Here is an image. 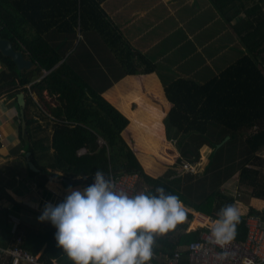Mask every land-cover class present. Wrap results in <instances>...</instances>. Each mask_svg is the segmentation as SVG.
<instances>
[{
    "label": "trees",
    "instance_id": "obj_1",
    "mask_svg": "<svg viewBox=\"0 0 264 264\" xmlns=\"http://www.w3.org/2000/svg\"><path fill=\"white\" fill-rule=\"evenodd\" d=\"M103 1L0 0V38L8 39L32 62L18 69L12 58L0 51V95L16 99L17 93H24L26 125L24 130L19 125V137L21 155L29 152L28 159L35 167L26 166L30 178L42 189L49 176L61 178L66 188H77L98 170L105 178L110 172H136L146 186L142 192L155 194L162 187L177 195L187 209L217 218L220 208L235 200L218 187L234 172V165H239V183L250 188L252 197L264 201V178L256 167L264 165L259 155L264 149V0H209L237 36L239 55L201 82L181 75L163 82L164 95L171 103L163 122L167 139L174 142L179 157L177 165L167 167L159 176L150 175L158 170L154 156L139 150L137 158L122 135L129 123L124 111L130 117L128 131L138 133V140L152 148L155 156L168 163L177 155L163 139L159 117L167 104L157 98L154 83L149 82L154 88L149 91L152 101L133 89L130 100H123L116 87L122 111L102 95L122 76L153 72L156 65L126 42L102 8ZM77 30L84 34L90 31V84L74 69L76 49L85 45L78 41ZM43 69L48 72L41 77ZM44 93L55 103L47 101ZM132 101L138 104L136 109L130 108ZM98 137L105 144L100 145ZM202 145L211 148L202 171L172 176L181 160H198ZM81 146L87 152L77 155ZM0 196L11 198L5 191H0ZM11 201L12 208L19 210L20 204ZM259 212L264 214V208L249 207L246 213ZM245 214L237 226V240L245 237ZM191 216L188 211L184 223L156 235L153 254L171 255L178 246L198 239L199 230L186 231ZM15 219L11 209L0 205V245L22 236V246L41 260L72 264L57 247L56 229L50 222H39L37 229L22 227L20 232Z\"/></svg>",
    "mask_w": 264,
    "mask_h": 264
},
{
    "label": "crops",
    "instance_id": "obj_2",
    "mask_svg": "<svg viewBox=\"0 0 264 264\" xmlns=\"http://www.w3.org/2000/svg\"><path fill=\"white\" fill-rule=\"evenodd\" d=\"M101 5L110 20L118 27L126 42L156 65V70L153 72L122 76L106 88L102 95L122 111L119 107L122 98L117 97L116 87H119L120 93L124 95L123 100H130L132 89L139 94L147 92L151 97L149 91L153 87L149 82L154 83V87L158 91L157 95L161 94L162 102L167 104V109L159 120L164 132L166 129L163 118L171 107V103L164 95V80L162 82L158 75L157 63L159 59L162 57L180 60L186 58L189 62L194 60L195 65L208 66L205 59H209L210 63L211 57L215 60L222 58L224 56L222 52H225L230 45V47L238 46L237 36L227 28L228 23L223 24L220 21V18L223 17L209 0H104ZM159 12L168 13L172 18L171 22L168 19L160 23L155 17ZM177 13H180L182 17H178ZM198 13L201 14L200 17L197 16ZM206 15H209V18H206ZM217 20L219 30L210 31V25ZM228 25L230 26V24ZM224 31L227 32V35ZM77 38L85 45L76 49L78 52L73 61L74 69L90 84V31L84 34L77 30ZM78 41L76 42L78 43ZM171 54L172 57H170ZM32 95L34 100L42 106L43 103L38 100L36 94ZM44 96L51 104L55 103L54 98L49 97L46 93ZM18 106L17 99L6 94L0 95V191H5L11 197L0 196V205L11 209L12 215L22 221L26 219V214L23 211L26 207L35 209L39 213L42 212L45 204L56 205L62 202L69 193L68 188L63 186L62 179L59 177L49 176L45 188L42 189L28 175L26 166L30 160L28 155H21L22 143L19 137L21 118L20 106L19 108ZM122 112L128 117L130 123L129 115ZM129 123L122 131V135L124 131L128 130ZM173 148L177 158L179 153L175 146ZM159 170L158 168L156 173L150 175L158 176ZM53 172L60 173L57 170H53ZM83 188L84 185L78 186L74 190L83 191ZM11 199L20 204L19 210L12 208ZM26 200L29 203L26 204ZM33 218L28 219L29 224L24 226L29 228L30 224L38 226L39 221Z\"/></svg>",
    "mask_w": 264,
    "mask_h": 264
},
{
    "label": "clouds",
    "instance_id": "obj_3",
    "mask_svg": "<svg viewBox=\"0 0 264 264\" xmlns=\"http://www.w3.org/2000/svg\"><path fill=\"white\" fill-rule=\"evenodd\" d=\"M56 205L45 204L39 222L56 229L57 247L72 264H150L155 236L187 220L188 209L177 195L157 188L155 194L130 195L117 189L101 171L94 182L72 190ZM241 212L235 204L220 208L209 225L210 243L224 248L236 237Z\"/></svg>",
    "mask_w": 264,
    "mask_h": 264
},
{
    "label": "built area",
    "instance_id": "obj_4",
    "mask_svg": "<svg viewBox=\"0 0 264 264\" xmlns=\"http://www.w3.org/2000/svg\"><path fill=\"white\" fill-rule=\"evenodd\" d=\"M26 53H28L26 51ZM47 70H42V76L47 74ZM39 107L42 108L40 104ZM43 109V108H42ZM50 118L53 116L45 111ZM100 145L105 144L103 138L98 137ZM87 152L85 146L77 149V155ZM195 163L182 160L177 167L179 176L184 172L198 173L194 171ZM113 181L117 189H122L130 195L138 194L141 178L138 173L113 174L106 177ZM94 182V176L87 180L84 188ZM83 188V189H84ZM192 214L188 220V225L193 220L200 222L195 227L187 226L186 231L199 230V238L192 240L188 244L178 246L171 255L157 256L153 254L150 264H264V214H245L244 224L246 228L245 237L241 240L234 239L230 244L221 248L214 243H210V230L208 225L216 218L199 210L190 209ZM0 264H58L55 260L47 263L41 260L38 255L33 254L22 246V236L12 237L4 246L0 245Z\"/></svg>",
    "mask_w": 264,
    "mask_h": 264
},
{
    "label": "rangeland",
    "instance_id": "obj_5",
    "mask_svg": "<svg viewBox=\"0 0 264 264\" xmlns=\"http://www.w3.org/2000/svg\"><path fill=\"white\" fill-rule=\"evenodd\" d=\"M213 9H215V8H213ZM157 13H158V11H157ZM160 13L161 12H159V14H157L155 16L160 23H163V21H166L168 19H169L168 21L171 22L172 18L169 16L168 13H164V12L161 14ZM177 16L182 17V15L180 13H177ZM197 16L200 17L201 14L198 13ZM206 18H209V15L208 16L206 15ZM220 21H222L223 24H227V22L223 18H220ZM188 26H191V25H188ZM218 26H219L218 20L214 21L210 25L209 30L210 31H213L215 29L219 30ZM227 28L232 31L231 27L228 24H227ZM224 32H225V35H227V32L226 31H224ZM232 33L235 35V33L233 31H232ZM225 44H227V43H225ZM218 46H219V44H218ZM230 46L225 50V52H222L224 54V56L222 58L215 60L211 57L212 62L210 61V63H209V59L208 60L205 59L206 62L209 64L208 66H201L200 64L195 65L194 60L189 62L186 60V58H182L180 60L178 58H176V59L170 58L169 59L167 57H165V58L162 57L159 59V61L157 63V66H158L157 71H158V75L160 76L159 78L162 82H163V80H164V82H168L169 80L173 79L174 77L181 75V76L194 78L195 80L201 82V81L207 79L212 74H215L216 72H218L220 69L225 67L228 63L232 62L239 55V50H238L239 46H233V47H230ZM95 48L99 49L98 47H95ZM94 53H96V52H94ZM172 56L173 55L171 54L170 57H172ZM0 69H1V65H0ZM182 74H184V75H182ZM144 93L146 96L145 98L152 101V98L149 97L148 93L147 92H144ZM157 98L161 102V100H162L161 94H158ZM153 102L157 103L158 101L157 100L155 101L153 99ZM137 107H138V104L136 102L135 103L130 102V108L131 109H136ZM160 117H161V115H160ZM160 117H159V120H160ZM141 133L144 135L146 134V131L144 128H141ZM162 134H163V139L165 141H167L171 146H175L174 142L172 140L167 139L166 131L164 132L163 128H162ZM123 136H124L125 140L127 141V143L129 144V146L132 147L133 151L137 155V158H138L139 150H141L142 152H145V153H151L154 156V159H156V161L159 162V163L158 162L155 163L157 169L158 168L160 169L159 170L160 174H158V176L162 175L164 173V171L167 170V167L177 165V159L179 156H177V158L175 156V158L171 162H168V163L164 162L163 160H161L160 158H158L157 156L154 155L153 149L146 146L145 142L143 143L142 140H140V141L138 140L139 139L138 133H136L134 131L126 130L123 132ZM210 151H211V148L207 145H202L200 147L199 158L194 164V165H196L194 167V171H196V172L202 171L204 165L207 162L208 155H209ZM139 154H140V152H139ZM259 155H260V157L264 158V149L260 151ZM181 162H182V160H181ZM234 166H235L234 172L231 175H229V177L226 178L223 182H221V184L218 187V190L222 194H225L227 196H232L235 198L233 204H235L238 207L241 214H245L249 207H254L258 210H262L264 208V201L261 199L252 197L250 195V191H251L250 188L246 185L239 183V181H238L239 165H234ZM256 167H258L260 169L261 178H264V165H256ZM177 173L178 172L172 174V176H174ZM145 187H146L145 183H143L141 180V184L139 186L138 193L142 192ZM70 188L72 190H74L76 187H70ZM25 203L27 204L29 202H27V200H26ZM189 210L190 209H188V211ZM23 211H24V214H26V219L22 220V221H19L18 218L16 219L17 220L16 222H18V225H19L18 231H20V232L22 230V227H25L24 225L29 224L28 219L33 218V216H34L33 219L38 221L37 219L39 217L37 215V212L35 211V209H31L29 207H26ZM188 226L190 227L191 223ZM30 228L37 229L38 226H34L33 224H30Z\"/></svg>",
    "mask_w": 264,
    "mask_h": 264
},
{
    "label": "water",
    "instance_id": "obj_6",
    "mask_svg": "<svg viewBox=\"0 0 264 264\" xmlns=\"http://www.w3.org/2000/svg\"><path fill=\"white\" fill-rule=\"evenodd\" d=\"M0 51L7 56H10L12 60L15 62L18 69L27 68L31 66V60L26 58L23 53L20 50L14 49L12 43L8 39L0 38ZM17 104L20 106L19 113H20V122H21V129H25V121L23 119V106H24V93L19 92L16 95ZM228 136H226L220 143L216 145V147H219ZM26 155H29V152H26ZM28 165L30 168L35 169L33 163L31 161H28ZM66 183H69L70 181H65Z\"/></svg>",
    "mask_w": 264,
    "mask_h": 264
},
{
    "label": "bare ground",
    "instance_id": "obj_7",
    "mask_svg": "<svg viewBox=\"0 0 264 264\" xmlns=\"http://www.w3.org/2000/svg\"><path fill=\"white\" fill-rule=\"evenodd\" d=\"M199 224H200V222H197V220H193L191 223V226L195 227L196 225H199Z\"/></svg>",
    "mask_w": 264,
    "mask_h": 264
}]
</instances>
